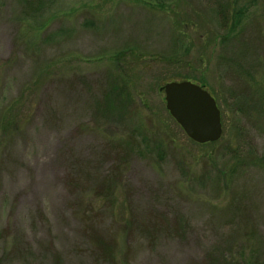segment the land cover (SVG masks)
<instances>
[{"label":"rangeland","instance_id":"rangeland-1","mask_svg":"<svg viewBox=\"0 0 264 264\" xmlns=\"http://www.w3.org/2000/svg\"><path fill=\"white\" fill-rule=\"evenodd\" d=\"M170 80L214 94L215 145L170 115ZM251 147L262 165L240 166ZM255 257L264 263V0H0V264Z\"/></svg>","mask_w":264,"mask_h":264},{"label":"water","instance_id":"water-1","mask_svg":"<svg viewBox=\"0 0 264 264\" xmlns=\"http://www.w3.org/2000/svg\"><path fill=\"white\" fill-rule=\"evenodd\" d=\"M166 108L192 141L216 142L223 135L221 109L209 90L190 80L165 83Z\"/></svg>","mask_w":264,"mask_h":264},{"label":"trees","instance_id":"trees-1","mask_svg":"<svg viewBox=\"0 0 264 264\" xmlns=\"http://www.w3.org/2000/svg\"><path fill=\"white\" fill-rule=\"evenodd\" d=\"M242 11L241 10H239V11H237V10H235L234 11V18H233V22H232V24L229 26V28H228V31L226 32V34H225V36H224V38L226 37H229L231 34H232V32L239 26V24H240V22H241V20H240V18H241V16H242ZM222 16H223V20L225 21V19H227V16H226V14L224 15V13H222ZM171 81V80H170ZM167 83V82H166ZM196 83H198V84H200V85H202L204 88H206V86L205 85H203V84H201V83H199V82H196ZM251 88V87H250ZM207 89V88H206ZM208 90V89H207ZM115 92V91H114ZM123 92V91H122ZM122 92H120L118 95H120V97H117V104H118V107L119 108H125V107H127V104L129 103V101H131V97H130V94L129 93H125V96L126 97H122L121 96V93ZM248 90L245 92L246 93V96H245V98H247V99H249V98H251L250 96L251 95H248ZM213 96H214V94L212 93V92H210ZM115 94H116V92H115ZM110 95H113V94H110ZM236 98H238V100L234 103V109H236V110H242V109H246L247 108V106H246V102L244 101V97L242 98V96H237V95H234ZM215 97V96H214ZM108 99H109V97H108ZM215 99H216V97H215ZM217 100V99H216ZM252 101V100H251ZM218 103V102H217ZM218 106H219V104H218ZM220 107V106H219ZM137 137H135V139H136ZM140 141H142V139H140ZM218 141H216V142H208V143H205V144H201V145H206V144H208V145H215L216 143H217ZM223 147V146H222ZM221 147V148H222ZM225 151L227 152V148H225ZM237 156V155H236ZM238 164L240 165V166H246V168H250V167H253V166H257V165H262V159L257 155V152L255 151V149L254 148H252L251 147V149L248 151V153H247V155H246V158H238ZM222 176H224L225 178H227V174L226 173H224V172H222ZM259 253V252H258ZM258 262V259L255 257V258H253V259H249V261H245V263L244 264H264V263H257Z\"/></svg>","mask_w":264,"mask_h":264}]
</instances>
